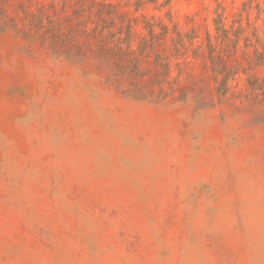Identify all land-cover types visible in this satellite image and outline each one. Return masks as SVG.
<instances>
[{
	"label": "rangeland",
	"instance_id": "374dc122",
	"mask_svg": "<svg viewBox=\"0 0 264 264\" xmlns=\"http://www.w3.org/2000/svg\"><path fill=\"white\" fill-rule=\"evenodd\" d=\"M82 6L116 36L130 24L134 46L148 21L204 38L217 14L264 39V0H0V264H264V96L247 84L264 65L215 43L237 72L219 96L200 40L171 35L132 83L98 58Z\"/></svg>",
	"mask_w": 264,
	"mask_h": 264
},
{
	"label": "trees",
	"instance_id": "16d2710c",
	"mask_svg": "<svg viewBox=\"0 0 264 264\" xmlns=\"http://www.w3.org/2000/svg\"><path fill=\"white\" fill-rule=\"evenodd\" d=\"M87 10L89 12L87 16L88 20H90L92 15H95L99 18V22L90 21L88 25L87 21H82L81 18H83V15L86 13V9L82 6L80 10L74 12L73 14L78 26L80 28L83 27L82 29L85 30L83 32H85L89 38L100 40L96 46L98 58L103 61L112 60L116 62L121 76L130 80L132 83H136L146 78V74L142 72L140 67L139 60L145 58V56L150 52L155 53L157 44L164 41L166 38L171 37V35H174V37H172L174 49H181L185 46L186 42L191 43L194 39L200 40V44L197 48L202 52V57L204 58V69L210 74L211 80L216 85L215 91L219 96H224V94L227 93L229 88L228 82L237 74V72L230 70L226 66V60H224L226 56L216 51L217 46L215 43L233 52H237L240 48L245 51L251 49L253 55L252 62L254 65H264V39L260 37L259 31L254 29L251 33H249L243 28V26L240 25L235 28L233 24L230 28H227L225 19L221 14H217L213 19L214 34H212L209 30H206L204 38L196 34L194 36H187L186 34L182 35L177 32L176 28L172 30L161 22H159V24H155L148 21L143 27V29L147 32V37L144 36L134 46L130 24H127L128 30L123 32V30L120 29L118 30V36H116V34L110 30V27H108L105 22H103L104 24H100V21H103L102 17L104 15L102 12H93V8L91 6L88 7ZM44 20H47L48 22L51 21V19L47 18L44 14H42V12H40L39 19L33 23L34 25H42ZM3 29L4 28L0 23V31H3ZM157 29H159V31H157ZM54 35L55 34L53 32H50L49 34L42 36L41 39L44 42L46 41L45 39L50 37L49 44L53 47H58L61 50V56L63 58L74 64H81L83 62L80 56L81 49L76 50V48H70L67 44H58V38ZM69 36L65 39H69ZM241 41L243 42L242 47H240ZM154 55L155 58L153 59V66L155 67L157 74H155L154 78H152V80L155 79L153 86L160 87L164 79L169 77L170 68L168 63L162 62L157 58V54ZM194 57L198 58L200 56L196 54ZM115 66H110L111 71L116 70ZM247 84L251 92H254L257 95L262 94L264 96V79L256 78L252 81L248 80ZM132 88L134 96L140 98L147 97V95L143 94L138 87L132 86Z\"/></svg>",
	"mask_w": 264,
	"mask_h": 264
}]
</instances>
